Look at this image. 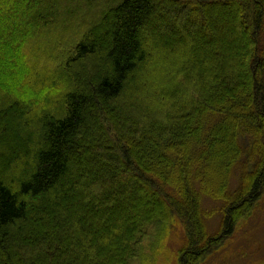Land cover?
<instances>
[{
    "label": "trees",
    "instance_id": "16d2710c",
    "mask_svg": "<svg viewBox=\"0 0 264 264\" xmlns=\"http://www.w3.org/2000/svg\"><path fill=\"white\" fill-rule=\"evenodd\" d=\"M0 75V264H149L177 226L204 264L264 196V0H0Z\"/></svg>",
    "mask_w": 264,
    "mask_h": 264
},
{
    "label": "rangeland",
    "instance_id": "374dc122",
    "mask_svg": "<svg viewBox=\"0 0 264 264\" xmlns=\"http://www.w3.org/2000/svg\"><path fill=\"white\" fill-rule=\"evenodd\" d=\"M11 75L12 83L8 87L20 86L16 75ZM0 77L2 78L1 75ZM234 188L235 186H232L231 190ZM206 205L211 212L214 211L209 227L211 231H215L222 218L220 206L213 202H207ZM185 243V231L181 226H177L162 244L163 247H157L154 252L146 250V254L150 256L149 264H152L153 260L155 261L153 264H179V251ZM204 264H264V196L253 215L241 223L233 237L215 251Z\"/></svg>",
    "mask_w": 264,
    "mask_h": 264
}]
</instances>
